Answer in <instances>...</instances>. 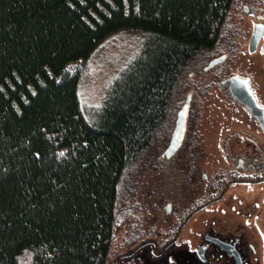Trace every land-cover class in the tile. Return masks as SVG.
<instances>
[{
	"label": "trees",
	"instance_id": "1",
	"mask_svg": "<svg viewBox=\"0 0 264 264\" xmlns=\"http://www.w3.org/2000/svg\"><path fill=\"white\" fill-rule=\"evenodd\" d=\"M237 1L0 0V264L112 263L128 186ZM127 29L140 48L84 107L85 61Z\"/></svg>",
	"mask_w": 264,
	"mask_h": 264
},
{
	"label": "flooded vegetation",
	"instance_id": "2",
	"mask_svg": "<svg viewBox=\"0 0 264 264\" xmlns=\"http://www.w3.org/2000/svg\"><path fill=\"white\" fill-rule=\"evenodd\" d=\"M228 26L217 54L198 73L196 84L201 98L212 90L215 98L226 103L220 108L225 119L217 127L219 135L201 136L196 127L198 135L188 141L190 147L183 148L191 112L192 98L188 96L178 114L186 116L181 140L173 152H165L170 158L183 148L182 157L187 151L193 156L182 164L187 171L179 178L177 194H172L174 184H167L163 197L167 201L160 215H150L156 205L159 212L156 201H151L152 208L146 207L145 212L140 210L142 203L131 207L135 218L119 235L111 264H141L143 251L166 257L156 264H183L180 255L189 251L195 263L185 264H237L235 252L218 241L232 244L246 264V251L240 243L245 237L239 238L233 230L249 228V217H253L252 225L264 223L263 210L259 212L258 204L254 205L264 194V0H238L230 11ZM205 104L201 99L197 105L200 118ZM197 118L195 125L201 123ZM214 122L210 120L215 126ZM207 142L218 144L219 152L208 153L202 146ZM192 148L195 151L191 152ZM250 191H254L252 199ZM129 234L138 241L125 243L123 238ZM252 251L259 255L256 263H250L264 264V246L261 251L256 247Z\"/></svg>",
	"mask_w": 264,
	"mask_h": 264
},
{
	"label": "rangeland",
	"instance_id": "3",
	"mask_svg": "<svg viewBox=\"0 0 264 264\" xmlns=\"http://www.w3.org/2000/svg\"><path fill=\"white\" fill-rule=\"evenodd\" d=\"M142 41L143 36L138 30L127 29L119 30L110 34L100 43L99 47L93 52L89 59L85 61L82 68L83 74L79 86V94L84 107L87 106L91 108L101 103L109 84L118 72L130 62L129 60H131L136 51L140 48ZM198 71L197 64L194 62L182 77L179 94L175 100L171 118L149 151L147 157L142 161V164L137 170L131 184L128 186L125 197L126 201H123L124 203H128V207L133 208L134 205H137V202L139 205L142 203L143 205L140 210L145 212L146 207L149 209L152 208V205H149L151 201H156L159 204V212H157L158 207L156 205L152 209L150 215L156 213L157 215H160L161 212L164 213V205L167 201L166 198H163L165 196L164 190L167 189V184H174L172 194L176 196L179 178L187 171L182 169V164L188 162L190 158L193 157L187 151L185 152L184 158V156H181V152H183V148L187 149L191 146V143L188 142L191 141V137L198 135L197 133L199 132L196 130V127L199 128L201 132L199 135L201 136L214 137L219 135V133H217V127L221 125L225 119V111L220 110V108L226 107V103L219 101L218 97L215 98L212 90L202 98L198 96L199 93L196 89L197 79L199 77ZM188 96H191L192 98L190 102L191 112L186 133L188 139L185 140L186 144L183 148L177 150L176 154L172 157L166 158L165 152H167L166 149L170 145V140L175 132L179 111L183 105L186 104ZM200 98L203 103H206L203 106L204 110L201 111V118L196 109L197 105L200 103ZM196 118L198 121L201 120V123L195 125ZM212 118L215 119V122ZM210 120L214 122L215 126L210 123ZM202 146L205 147L204 149L208 153H214V151L219 152L218 144L214 142H207L202 144ZM193 151H195V149L192 148L191 152ZM210 158L214 159L212 155H210ZM201 165L203 166V164ZM261 184L264 186V182ZM262 190H264V188H262ZM252 193H254V191L249 192L250 199H252ZM263 199L264 194H261L258 202L254 205L257 206L258 204L257 207L259 208V212L263 210L264 214ZM168 200L173 203V199L168 198ZM144 202L148 203V205H146V203L144 205ZM135 214L138 215L139 211H136ZM252 219L253 217H249V228L238 227V229L233 230L234 235L239 238L242 236L245 237L242 242L240 239L241 247L243 249L240 248L243 251H246V264L256 263V258L259 253L253 252L252 249L256 247L261 251L264 246V223H260V225H252ZM232 228L234 229V227H231V229ZM193 245L189 246L192 247ZM140 256L141 258L139 259H141V264H156L166 260L164 255H157L155 252L143 251ZM180 257H182L181 262L183 264L187 261L195 263V257L190 251L180 255ZM229 260L232 262L231 259ZM250 261H253V263H250Z\"/></svg>",
	"mask_w": 264,
	"mask_h": 264
},
{
	"label": "water",
	"instance_id": "4",
	"mask_svg": "<svg viewBox=\"0 0 264 264\" xmlns=\"http://www.w3.org/2000/svg\"><path fill=\"white\" fill-rule=\"evenodd\" d=\"M185 122H186V116L184 113H182L179 115L178 120H177L174 138L167 148L168 153L173 152L176 149L178 143L180 142L182 134H183V129L185 127ZM218 243H220L224 248L234 251L237 257V264H242L241 257L236 252L237 250L232 244L221 242V241H218Z\"/></svg>",
	"mask_w": 264,
	"mask_h": 264
},
{
	"label": "snow or ice",
	"instance_id": "5",
	"mask_svg": "<svg viewBox=\"0 0 264 264\" xmlns=\"http://www.w3.org/2000/svg\"><path fill=\"white\" fill-rule=\"evenodd\" d=\"M61 155H63V153H61Z\"/></svg>",
	"mask_w": 264,
	"mask_h": 264
}]
</instances>
